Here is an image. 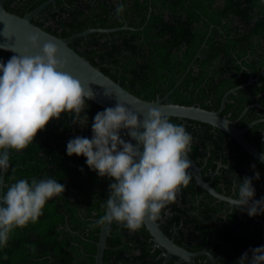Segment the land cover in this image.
Listing matches in <instances>:
<instances>
[{"label": "trees", "instance_id": "16d2710c", "mask_svg": "<svg viewBox=\"0 0 264 264\" xmlns=\"http://www.w3.org/2000/svg\"><path fill=\"white\" fill-rule=\"evenodd\" d=\"M44 1L7 0L5 6L23 16ZM119 4L124 5V11L118 16ZM33 22L60 37L93 27L136 28L92 32L77 37L70 45L146 100H154L173 88L209 34L200 55L166 102L217 110L228 90L253 77V82L229 94L223 114L235 120L247 106L259 103L249 107L237 125L244 127L264 118V0H55ZM12 56L0 49V61L6 63ZM103 110L87 99L79 118L62 113L38 132L28 147L19 152L11 150L4 193L16 180L31 183L33 178L46 177L63 184L65 191L47 201L35 223L14 230L7 246L0 247V264H96L102 224L98 221L106 213L109 184L114 180L91 170L86 157L67 155L66 145L78 136L91 139L94 117ZM85 114L88 124L73 123V119H83ZM168 117L190 133L193 157L210 153L213 167L218 160L230 164L220 168L229 194L237 196L240 180L249 177L255 188L253 199L264 197V163L234 137L208 123ZM244 135L264 151V121L254 124ZM122 138L128 140L123 134ZM257 172L259 179L254 178ZM214 185L220 189L216 181ZM191 194L193 178L187 187H181L175 202L161 212L173 206L187 213V223L192 218L189 226L179 231L193 250L207 245L220 264H238V258L250 248L264 246V228L247 212L236 207L228 212L227 202L216 201L208 193L197 205ZM182 215L177 212V216L166 218L162 226L168 235L173 236L170 221ZM257 216L264 225V213ZM159 252L144 222L138 230L131 231L113 221L103 264H161Z\"/></svg>", "mask_w": 264, "mask_h": 264}, {"label": "clouds", "instance_id": "9594fccd", "mask_svg": "<svg viewBox=\"0 0 264 264\" xmlns=\"http://www.w3.org/2000/svg\"><path fill=\"white\" fill-rule=\"evenodd\" d=\"M123 11L124 5H117L116 14ZM39 40L38 32L29 34L22 51L16 44L0 45L18 53L6 63L0 61V174L10 168L11 150L28 147L37 133L62 113L79 118L86 100L94 98L90 88L86 91L79 79L64 70L67 59L57 58L58 44L45 42L39 53L29 54V46L40 47ZM112 93L106 90L105 95ZM73 123L85 126L88 117L85 114ZM91 128V139H70L66 152L86 157L91 170L114 180L109 184L106 214L98 223L116 221L136 231L146 218L158 219L161 211L175 202L180 188L191 181L188 152L192 137L183 125L170 122L161 108H150L141 123L137 113L118 100L115 107L95 115ZM261 159L264 162V157ZM254 178L259 179L258 172ZM252 179L240 180L233 201L237 209L247 208L250 217L264 213V197L253 199ZM64 191L63 184L47 177L11 183L0 197V247L7 246L15 229L35 223L47 201ZM238 264H264V246L250 248L238 258Z\"/></svg>", "mask_w": 264, "mask_h": 264}, {"label": "water", "instance_id": "95a60500", "mask_svg": "<svg viewBox=\"0 0 264 264\" xmlns=\"http://www.w3.org/2000/svg\"><path fill=\"white\" fill-rule=\"evenodd\" d=\"M7 0H0V45H15L17 48L22 51L26 42V38L29 34L38 32L40 34L39 48H31L29 46V54L35 55L40 52L43 44L48 41H52L59 46V52L57 54L58 59H67V66L64 69L69 72L75 78L79 79L83 84L85 90L87 91L90 88L94 93V98L90 100L102 106L104 109L108 107H115L118 100L121 103H124L127 107H129L132 111L136 112L139 116L141 123L145 118V114L150 108H161L167 116L177 117L180 120L191 119L204 123L211 124L214 127H217L229 135L234 137L242 147L249 152L254 157L258 158L262 162V157H264V151L259 150L253 143H251L244 135V133L252 127L254 124L264 121V118L256 119L244 127H239L237 125L238 121L241 117L246 113L249 107L258 105L259 103H254L247 106L240 116L233 120L228 115L223 114V110L226 106V102L228 100L229 94L236 92V90L246 86L247 84L254 81L253 77H250L248 82L235 86L228 90L221 101V105L219 109H206L200 105L192 104H178V103H167L166 99L174 92L178 85H180L187 75L189 69L194 64V60L196 57L200 55L201 50L206 45L207 38L203 41L201 47L196 53L193 60L188 65L186 71L182 75V77L177 81V83L173 86V88L167 92L165 95H158L154 100H146L140 98L134 93L130 92L126 89L120 80H114L107 74H105L99 67L95 66L88 60L85 56L79 54L75 49H73L70 43L76 39L77 37L85 36L92 32H110L121 29H136L134 27L124 25L119 27L112 28H102V27H93L88 28L86 30L76 32L69 37H60L57 36L41 26L37 25L33 22V18L37 16L42 9H44L48 4L55 0H46L41 3L36 8L27 11L23 16L18 15L16 13L10 12L7 10L5 4ZM7 25V27H6ZM211 32V31H210ZM12 33V35L5 36L4 34ZM12 55H17L11 50H6L4 47H0ZM106 90L112 91L111 95H105ZM117 92L119 95L115 94ZM143 131V129H140ZM128 141L135 144L136 141L132 140L131 137H128ZM142 150V146H141ZM188 159L191 161V167L189 170L192 172L197 185L208 191L214 197L228 201L233 203L234 198L227 196L223 193L217 191L212 185L210 181L205 180L201 167L196 163V161L192 158L190 153L188 152ZM264 163V162H263ZM5 176L6 173L0 174V197H2L4 193L5 186ZM107 211V207H106ZM106 214V213H105ZM255 220H258L263 223V219L253 216ZM113 222V221H112ZM112 222H104L101 224V231L99 240L97 241V252L95 254L96 264H103L104 253L107 247V240L110 235V228ZM144 224L149 230L154 245L156 247L164 248L167 252H165V259L161 264H166L173 256L177 255L180 257V261H186L188 264H197L195 257L200 254H206L211 259L212 264H215L214 256L208 251L203 250L201 252H192L184 247L178 245L174 239L170 238L160 227V223L158 220H151L146 218L144 220Z\"/></svg>", "mask_w": 264, "mask_h": 264}, {"label": "flooded vegetation", "instance_id": "af4514ba", "mask_svg": "<svg viewBox=\"0 0 264 264\" xmlns=\"http://www.w3.org/2000/svg\"><path fill=\"white\" fill-rule=\"evenodd\" d=\"M190 150H191V146H190ZM190 150H189V153H190ZM191 155V154H190ZM192 156V155H191ZM192 158L196 161V163L201 167V169H202V174H203V176H204V178H205V180H207V181H210L211 182V185L217 190V191H219L220 193H223V194H225V195H227V196H230V197H232V198H236V196H234L233 194H229L228 193V187L226 186V183H225V179L222 177V171L220 170V168H222V167H230L229 165L230 164H226V163H223L221 160H218L217 161V166H215V167H213L212 165H210V162H209V158H210V153H207L206 155H205V157H201V156H198L197 158H195V157H193L192 156ZM189 171V173L191 174V176H192V178H193V181H194V194H191L192 195V198H195L197 201H196V203H197V205H200V200L204 197V195L206 194V193H208V194H210L208 191H206L205 189H203L202 187H200L199 185H197V183H196V180H195V178H194V176H193V174H192V172L190 171V170H188ZM217 182V185L220 187V189L219 188H217V186H215L214 185V182ZM180 192H181V188H180ZM232 193H235L236 194V192L234 191V188L232 189ZM214 199H216V201H225V200H221V199H218V198H216V197H214L212 194H210ZM225 202H227L229 205H230V207H229V211L228 212H232L233 211V209H234V206H233V203H230V202H228V201H225ZM177 212H182V218H179V220H176L175 219V221L173 220V221H170L171 222V226H170V228H169V231L171 232V234L173 235V236H170V235H168L165 231H164V229H163V226L167 223L166 222V218L168 217V216H174V215H176L177 216ZM191 212H194V210L193 211H191ZM242 212L243 213H245V212H247V208H245V209H243L242 210ZM226 215V214H225ZM257 216V215H256ZM160 220H158V222L160 223V227L162 228V230L170 237V238H172V239H174V241L178 244V245H180V246H182V247H184L185 249H188V250H190V251H192V252H201V251H203V250H208V246L206 245V246H204L203 248H201V249H199V250H193L192 248H191V246H190V243H189V240H184L183 239V237L181 236L182 234H181V232L179 231L180 230V228L182 227V226H186V225H188L189 226V223L191 222V220H192V218L189 220V223H187L186 222V219H188V215H187V213L184 211V210H181V211H179V210H177V209H175V207H173V206H171V208H167V209H165V211H164V213L163 212H161L160 213ZM252 218H253V216H251ZM258 217V216H257ZM260 218V217H259ZM254 219V218H253ZM262 219V218H261ZM254 221L255 222H259V224L260 225H262L263 226V228H264V225H263V223L262 222H260V221H258V220H255L254 219ZM163 225V226H162ZM187 226V227H188ZM203 237H201V239H202ZM151 241L153 242V240H152V236H151ZM153 247H154V249L156 250V249H158L160 252H159V257H161V258H163V260L165 259V252H167L164 248H160V247H156L155 245H154V242H153ZM209 252H210V250H208ZM211 254H212V252H210ZM213 255V254H212ZM214 256V255H213ZM214 258H215V264H220V262L218 261V259L214 256ZM163 260H162V262H163ZM195 260H196V263L197 264H212V261H211V259L208 257V255H206V254H200V255H198V256H196L195 257ZM174 262L175 264H188L186 261H180V257L179 256H177V255H175V256H173L166 264H168L169 262ZM161 262V263H162Z\"/></svg>", "mask_w": 264, "mask_h": 264}]
</instances>
